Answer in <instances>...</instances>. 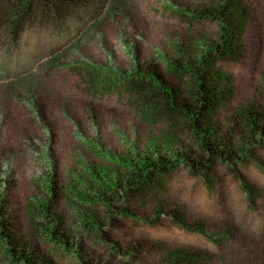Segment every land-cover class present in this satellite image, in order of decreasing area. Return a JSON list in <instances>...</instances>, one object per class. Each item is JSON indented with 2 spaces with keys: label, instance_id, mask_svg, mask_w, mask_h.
<instances>
[{
  "label": "rangeland",
  "instance_id": "rangeland-1",
  "mask_svg": "<svg viewBox=\"0 0 264 264\" xmlns=\"http://www.w3.org/2000/svg\"><path fill=\"white\" fill-rule=\"evenodd\" d=\"M20 1L35 19L13 33L0 24L8 233L50 264H264V138L243 118L264 125V0H243L225 56L214 52L228 41L212 15L220 0H92L60 16ZM197 76L215 97L200 129L231 162L185 161L204 154L185 112ZM153 150L173 162L145 189L98 182L118 189L125 161ZM4 240L0 264H21Z\"/></svg>",
  "mask_w": 264,
  "mask_h": 264
},
{
  "label": "trees",
  "instance_id": "trees-1",
  "mask_svg": "<svg viewBox=\"0 0 264 264\" xmlns=\"http://www.w3.org/2000/svg\"><path fill=\"white\" fill-rule=\"evenodd\" d=\"M10 4L9 7H4L3 11L0 12V24L5 26L8 31L15 32L20 26V21L25 18L33 17L35 19V11L32 10L30 2H23L20 0H8ZM38 5L50 9L49 16H60L61 11H74L87 8L92 4V0H35ZM45 12V11H44ZM246 16V10L243 5V0H220V5L216 4L212 15L218 20L221 26V31L227 36L228 41L222 46L221 50L215 49L216 54L225 56L234 51L238 45L237 39H235L237 33H235L236 25L233 23L236 18ZM234 20V21H232ZM238 38V37H237ZM210 51V49H209ZM193 69V68H192ZM151 78L156 82L159 79L158 75L151 71ZM206 79H201L197 76L196 78V88L194 106L195 112H191L190 108L185 110L186 114L189 116L190 127L196 138L200 143V147L204 154L201 157H197L195 162L190 160V158H185V161L191 164L192 167H198L204 160L206 163L213 162L215 160H222L226 162H231L233 159V153L231 150H225L223 146L215 143L214 139H209L211 136L212 129H200L199 122L197 118H204L211 109L213 99L215 97L207 92L205 88ZM243 118L246 120L248 131L253 136H258L264 138V125L258 126L257 113H252L249 111L243 112ZM208 136V137H207ZM172 159V158H169ZM119 161H121L119 159ZM173 161L163 158L157 151L144 152L141 155H137L134 159L125 161L131 172L126 174L121 186L117 189L116 182L110 179H99L101 185L107 186L112 192L116 194L129 195L130 193L136 194L142 189H145L151 182L154 181L156 175L161 174L164 170L168 168V164ZM110 178V177H108ZM52 189V188H51ZM1 231L0 235L4 236V243L7 252L11 254L16 261L21 264H50L42 255L24 244L21 241L12 237L7 230L6 224H4V218L0 219ZM51 235L56 234L60 237V242L64 245H68L67 241L63 235L58 234L57 227H53ZM56 235V236H57ZM99 264V263H95Z\"/></svg>",
  "mask_w": 264,
  "mask_h": 264
}]
</instances>
